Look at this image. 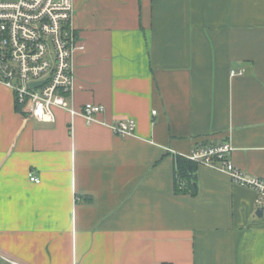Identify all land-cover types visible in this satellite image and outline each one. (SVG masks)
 I'll return each mask as SVG.
<instances>
[{
  "label": "crops",
  "instance_id": "obj_1",
  "mask_svg": "<svg viewBox=\"0 0 264 264\" xmlns=\"http://www.w3.org/2000/svg\"><path fill=\"white\" fill-rule=\"evenodd\" d=\"M73 4V104L104 109L42 122L0 82V264H264L255 191L203 163L197 194L175 191L199 146L264 175V0Z\"/></svg>",
  "mask_w": 264,
  "mask_h": 264
},
{
  "label": "built area",
  "instance_id": "obj_2",
  "mask_svg": "<svg viewBox=\"0 0 264 264\" xmlns=\"http://www.w3.org/2000/svg\"><path fill=\"white\" fill-rule=\"evenodd\" d=\"M78 44L73 0H0V82L11 88L19 112L42 122H55L56 109L81 115L88 124L98 121L100 104H73L75 53ZM235 70L232 74H236ZM32 86V84H34ZM113 132H135L136 120L123 118L110 124ZM230 142L199 146L185 155L192 161L227 171L233 182L264 199V175H249L236 167L229 155ZM30 179L40 182L34 174Z\"/></svg>",
  "mask_w": 264,
  "mask_h": 264
},
{
  "label": "trees",
  "instance_id": "obj_3",
  "mask_svg": "<svg viewBox=\"0 0 264 264\" xmlns=\"http://www.w3.org/2000/svg\"><path fill=\"white\" fill-rule=\"evenodd\" d=\"M198 166L199 163L190 160L185 155L175 156V191L177 193L197 194Z\"/></svg>",
  "mask_w": 264,
  "mask_h": 264
},
{
  "label": "water",
  "instance_id": "obj_4",
  "mask_svg": "<svg viewBox=\"0 0 264 264\" xmlns=\"http://www.w3.org/2000/svg\"><path fill=\"white\" fill-rule=\"evenodd\" d=\"M35 85V83L34 84H32V86H34ZM263 211V209L262 208H260L259 210H258V212L259 213H261Z\"/></svg>",
  "mask_w": 264,
  "mask_h": 264
}]
</instances>
